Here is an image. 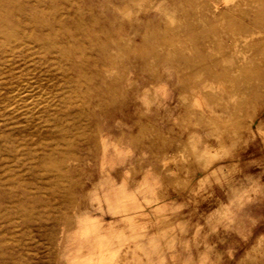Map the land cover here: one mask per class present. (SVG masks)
I'll list each match as a JSON object with an SVG mask.
<instances>
[{"label": "rangeland", "instance_id": "rangeland-1", "mask_svg": "<svg viewBox=\"0 0 264 264\" xmlns=\"http://www.w3.org/2000/svg\"><path fill=\"white\" fill-rule=\"evenodd\" d=\"M0 264H264V0H0Z\"/></svg>", "mask_w": 264, "mask_h": 264}]
</instances>
